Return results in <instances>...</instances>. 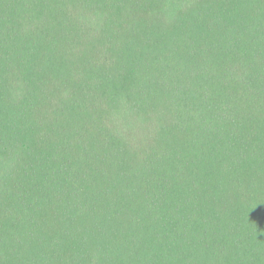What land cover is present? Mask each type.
Instances as JSON below:
<instances>
[{
    "label": "trees",
    "instance_id": "trees-1",
    "mask_svg": "<svg viewBox=\"0 0 264 264\" xmlns=\"http://www.w3.org/2000/svg\"><path fill=\"white\" fill-rule=\"evenodd\" d=\"M0 264H264V0H0Z\"/></svg>",
    "mask_w": 264,
    "mask_h": 264
}]
</instances>
